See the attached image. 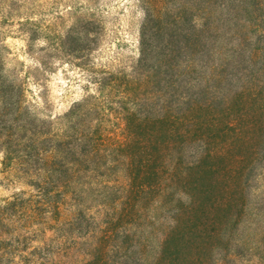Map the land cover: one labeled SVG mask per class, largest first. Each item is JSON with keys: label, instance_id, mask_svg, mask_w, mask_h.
Masks as SVG:
<instances>
[{"label": "trees", "instance_id": "obj_1", "mask_svg": "<svg viewBox=\"0 0 264 264\" xmlns=\"http://www.w3.org/2000/svg\"><path fill=\"white\" fill-rule=\"evenodd\" d=\"M41 1L0 0V46L43 38L95 90L52 114L0 47L1 172L21 186L0 264H264V0H140L117 71L90 59L93 14L66 3L61 34L67 9Z\"/></svg>", "mask_w": 264, "mask_h": 264}, {"label": "rangeland", "instance_id": "obj_2", "mask_svg": "<svg viewBox=\"0 0 264 264\" xmlns=\"http://www.w3.org/2000/svg\"><path fill=\"white\" fill-rule=\"evenodd\" d=\"M41 2L45 4V10L52 11L58 8L59 12L67 9L63 12L65 18L64 23L61 24V34L73 23V19L69 17L70 8H66V3H74L76 14L74 20L76 16H80V13L93 14L89 17L94 19L95 23L89 28L95 33L92 32L89 38L93 40L97 38L95 42L97 46L92 44L95 50L90 55L95 70L117 71L137 57L139 27L144 18L140 0H42ZM29 44V35L19 34L17 28L13 27L2 34L0 46L3 47L2 54L6 60L7 70H21L22 65L28 70L30 80L26 91L29 101L40 104L39 107H48V112L52 114H62L74 102L95 90L94 86L88 88L90 74L74 67L69 63V59L62 52L55 50L48 41L39 38L30 47ZM35 82H39L41 86ZM41 93H44L43 98L48 102L47 105L43 103L44 99L38 97ZM1 170L0 155V202L10 198L17 189L21 188L20 185H12Z\"/></svg>", "mask_w": 264, "mask_h": 264}]
</instances>
